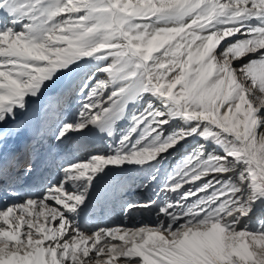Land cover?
<instances>
[{
    "label": "snow or ice",
    "instance_id": "obj_1",
    "mask_svg": "<svg viewBox=\"0 0 264 264\" xmlns=\"http://www.w3.org/2000/svg\"><path fill=\"white\" fill-rule=\"evenodd\" d=\"M0 264H264V0H0Z\"/></svg>",
    "mask_w": 264,
    "mask_h": 264
},
{
    "label": "bare ground",
    "instance_id": "obj_2",
    "mask_svg": "<svg viewBox=\"0 0 264 264\" xmlns=\"http://www.w3.org/2000/svg\"><path fill=\"white\" fill-rule=\"evenodd\" d=\"M19 142L18 141H14V140H11L9 139L7 141V150L10 148V147H14L18 144ZM136 193V192H135ZM145 195V194H144ZM131 197L133 199H142L143 197L140 195V194H131ZM117 209H114L112 211H110L111 213H115L116 214V217H112L111 219H107L105 222H103L102 224L100 223L101 226H104V225H115V224H121V223H124V218L121 216V215H117ZM107 214L101 216L102 218H105ZM109 212H108V216H109ZM145 216V218H142V215H138V214H135L133 215V217L131 218L130 220V224L131 223H137V222H143V223H147V222H150L152 217L149 216L148 213H144L143 214ZM92 223H90L89 227H91Z\"/></svg>",
    "mask_w": 264,
    "mask_h": 264
},
{
    "label": "rangeland",
    "instance_id": "obj_3",
    "mask_svg": "<svg viewBox=\"0 0 264 264\" xmlns=\"http://www.w3.org/2000/svg\"><path fill=\"white\" fill-rule=\"evenodd\" d=\"M183 153H184V149L182 148L179 152L174 153L171 157H169V159L165 162V168H167L169 165H174L181 158V156L183 155ZM136 193L137 194H141L142 197L143 196L145 197L148 194V193L140 192V191H137ZM136 193H134V194H136ZM135 214L142 215V218H145V216L143 215L144 213H139L138 212V213H135ZM96 223L97 222H94L93 224H96ZM253 223H254V221H253Z\"/></svg>",
    "mask_w": 264,
    "mask_h": 264
}]
</instances>
